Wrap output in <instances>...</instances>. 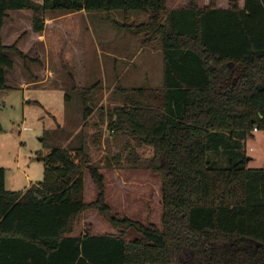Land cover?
<instances>
[{"label": "trees", "instance_id": "16d2710c", "mask_svg": "<svg viewBox=\"0 0 264 264\" xmlns=\"http://www.w3.org/2000/svg\"><path fill=\"white\" fill-rule=\"evenodd\" d=\"M218 2L168 10V0H0V90L12 88L11 55L28 60L18 40L5 44L11 11L32 15L30 36H45L52 57L64 32L83 28L64 21L112 11L123 15L118 27L141 37L143 47L160 42L164 55L163 87L120 88L122 104L109 124L154 148L149 170L162 179V228L112 213L83 135L70 150L42 157L44 180L22 192L6 189L0 168V264H264V169L248 168L242 152L248 135L264 131V0ZM49 12L67 16L49 26ZM137 13L147 19L130 23ZM72 48L57 51L58 61L83 67V46ZM73 79L87 103L92 89ZM91 114L87 106L85 118ZM85 173L97 189L90 203ZM88 210L118 232L74 236ZM131 229L138 236L127 240Z\"/></svg>", "mask_w": 264, "mask_h": 264}, {"label": "rangeland", "instance_id": "374dc122", "mask_svg": "<svg viewBox=\"0 0 264 264\" xmlns=\"http://www.w3.org/2000/svg\"><path fill=\"white\" fill-rule=\"evenodd\" d=\"M191 1L204 8L212 0H168L167 8L182 9ZM224 1L230 6V0H219L217 6L223 5ZM31 16L30 13L16 11L8 15L4 28L5 44L10 45L18 40V46L25 51L28 59L24 61L10 54L15 70L8 84H15L16 76L30 80L33 75L40 81L48 80L52 87L61 86L68 94L69 101L66 116L64 114L65 125L59 128L56 123H61L57 115L61 113L58 98L52 97L50 105L48 96L43 92L29 93L31 98L24 101L27 91L23 92L18 87L0 90V168L6 172V189L22 192L30 185L42 182L45 163L41 158L53 148L70 150L84 135L92 163L100 168L105 177L106 202L112 213L118 218L128 217L161 229L162 179L149 170L154 148L142 138L128 132L113 133L109 128V124L115 120L113 109L122 104L120 88L163 87L164 55L161 43H157L154 50H146L141 46V37L115 24L124 22L120 12H83L63 23L67 24V29L76 30L78 25L83 28L64 32V36L58 39L59 50L63 53L68 48L73 49L74 43L77 45L79 42L83 46L85 60L83 67H79L70 64L68 59L58 61L61 53L58 54L59 50L55 47V57H52L45 36V49L39 44V36H30ZM66 16L61 12H49L45 19L49 20V23L46 21L47 25L54 26L56 18ZM146 19L145 14H132L130 23H140ZM74 75L81 87L92 89L87 93V103L79 91L73 90ZM87 106L92 114L86 119ZM242 152L248 158V168L264 169V131L248 135L243 141ZM96 197L97 189L89 174L85 173V200L90 203ZM87 232L101 235L118 231L99 211L88 210L78 217L73 235ZM137 236L131 229L126 239Z\"/></svg>", "mask_w": 264, "mask_h": 264}, {"label": "crops", "instance_id": "0c3cea01", "mask_svg": "<svg viewBox=\"0 0 264 264\" xmlns=\"http://www.w3.org/2000/svg\"><path fill=\"white\" fill-rule=\"evenodd\" d=\"M176 9V8H174ZM60 18V17H59ZM59 18H56V20H58ZM133 20V19H132ZM46 21L49 23V20L46 19ZM43 39H41V38ZM46 43V42H45ZM39 44L44 47V36L40 35L39 36ZM46 46V45H45ZM146 50H154V47H144ZM114 56V55H111ZM110 56V57H111ZM15 70V69H14ZM49 70V69H48ZM14 71H11L8 73V82H10V75L13 73ZM49 77V76H48ZM14 82L15 84L9 85L10 87H18L20 90H22L23 92L27 91V94H24V101H27V99L31 98V95L29 93H41L43 92L45 94V96L47 95L49 98V102L50 105H52L51 101H52V97H56L59 99V103H60V110L61 113L57 114L58 118L60 120L61 123H59L58 121H56V123L58 124L59 128H63L64 127V114L66 116V108L67 105L65 104V95H66V91L61 89L60 87H52V85L48 82V80H44V81H40L37 79L36 76H31L30 80H25L22 78V76L20 78H18L17 76L14 78ZM39 85H42V87H40ZM39 86V87H38ZM40 99V98H38ZM41 100V99H40ZM53 116L55 117V119L57 120V116L53 114ZM56 129H54L55 131ZM31 186V185H30Z\"/></svg>", "mask_w": 264, "mask_h": 264}, {"label": "built area", "instance_id": "2783aa9c", "mask_svg": "<svg viewBox=\"0 0 264 264\" xmlns=\"http://www.w3.org/2000/svg\"><path fill=\"white\" fill-rule=\"evenodd\" d=\"M255 132H258L257 128L255 129Z\"/></svg>", "mask_w": 264, "mask_h": 264}]
</instances>
